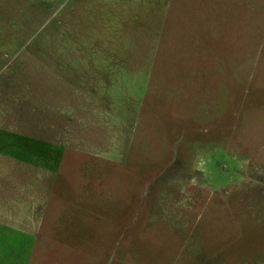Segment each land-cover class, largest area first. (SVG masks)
<instances>
[{
  "label": "rangeland",
  "instance_id": "obj_1",
  "mask_svg": "<svg viewBox=\"0 0 264 264\" xmlns=\"http://www.w3.org/2000/svg\"><path fill=\"white\" fill-rule=\"evenodd\" d=\"M63 1L0 0L1 39L40 30L21 49L0 40V55L9 50L0 56V142L20 145L24 159L0 148V264H264V0L68 5L52 31L84 3L79 32L94 33L89 7L108 1L101 8L116 3L107 12L118 34L132 43L147 34L155 55L146 88H115V116L132 112L127 126L116 122L128 142L107 135L81 170L67 151L42 177L30 139L71 123L33 118L30 60L49 47L48 3ZM75 126L66 145L80 147Z\"/></svg>",
  "mask_w": 264,
  "mask_h": 264
},
{
  "label": "crops",
  "instance_id": "obj_2",
  "mask_svg": "<svg viewBox=\"0 0 264 264\" xmlns=\"http://www.w3.org/2000/svg\"><path fill=\"white\" fill-rule=\"evenodd\" d=\"M79 2L80 0H64L58 9L51 2L48 3L49 47L41 50L39 48L32 49L31 53L30 70L33 88H35L33 91V109L35 110L33 118H45L55 124L59 120L70 121L71 124L77 121L76 129L71 130L82 133L79 135L80 147L66 145V142L72 140L73 135H68L71 124L67 126L64 122L63 126L59 124L60 129H57L55 125L57 131L49 125L44 128L47 135L37 134L36 140L30 139L32 149L29 154L32 166L34 164L33 169H37V173L42 177H46L51 172L55 173V170L61 167L67 151L75 153V158L72 159L78 160V163L75 164L81 170L87 159L93 157V150L97 145L104 144V137L107 135L117 141L120 137H125L128 142L129 132L120 136L119 126L116 122L120 120L122 125L127 126L126 122L132 112L125 107L126 112L121 118L115 116V113L120 111V100L116 96L115 88L120 85L128 87L131 84H139V88H146L147 81L151 78L155 49L148 48L145 39L147 34L141 40L134 38L133 43L126 38V35L118 34L116 28L118 20L115 21L117 16L115 15L114 18V16H109L113 13L107 12L108 10L114 11L116 14V3H111L112 5H109L106 11L101 7L108 1L100 3L99 11L95 5L89 7L92 10L91 13L94 14L93 22H90L94 33L90 35L85 31L79 32L78 28L79 13L77 11L81 7L85 8L84 3H81L80 6L76 5L69 13H66L63 22L65 30L59 33L55 30L52 31L50 24L54 22L58 14L65 11L68 5ZM0 7L3 11L1 3ZM7 10L5 8L4 11ZM100 12L105 13V21H102L103 15ZM0 19V21L3 20ZM7 22L14 24L15 21L9 18ZM32 22L33 26L34 21ZM36 23L38 26L39 22L36 21ZM100 23L104 24L101 30L98 29ZM56 24L61 26L60 21H56ZM39 31V28H35V30L32 28V31L25 33H7L0 40L2 42H7L10 39L21 40L20 44L22 45L14 44L19 46L18 49H21L30 41L33 43L39 35ZM58 45L59 47H57ZM8 52L7 49L1 52L0 56L5 57ZM131 131L133 130L131 129ZM66 134L65 140L64 135ZM16 136L17 134H15ZM78 138L77 136L76 139L78 140ZM52 143H54V148L50 146ZM19 146L17 143H4L1 138L0 148H5L6 155H10L13 160H17L21 164V162L24 163V159L17 154ZM87 166L89 167L88 164ZM78 179V183H84L82 174Z\"/></svg>",
  "mask_w": 264,
  "mask_h": 264
}]
</instances>
